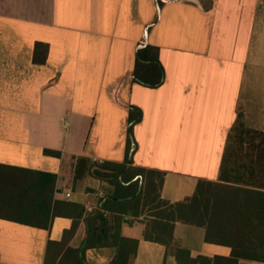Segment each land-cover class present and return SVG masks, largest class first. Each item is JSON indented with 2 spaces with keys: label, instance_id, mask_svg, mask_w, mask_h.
<instances>
[{
  "label": "crops",
  "instance_id": "1",
  "mask_svg": "<svg viewBox=\"0 0 264 264\" xmlns=\"http://www.w3.org/2000/svg\"><path fill=\"white\" fill-rule=\"evenodd\" d=\"M35 43L47 45L43 64ZM238 118L264 133V0H0V264H111L116 234L137 241L127 264H176L170 247L143 238L157 181L127 177L134 169L162 174L159 198L189 199L198 222L220 223L217 235L233 216V232H259L256 188L219 179ZM229 187L248 190L247 213L202 210L203 196ZM38 194L49 198L47 229L9 219L33 213ZM204 235L173 223L190 257L229 255Z\"/></svg>",
  "mask_w": 264,
  "mask_h": 264
},
{
  "label": "trees",
  "instance_id": "2",
  "mask_svg": "<svg viewBox=\"0 0 264 264\" xmlns=\"http://www.w3.org/2000/svg\"><path fill=\"white\" fill-rule=\"evenodd\" d=\"M47 53V45L42 43H35L33 50L32 61L36 64H43L45 61ZM139 58V57H137ZM136 112L129 109V119L130 121L135 120ZM246 145V149H242L243 145ZM236 145V146H235ZM130 147L129 140L127 141V149ZM240 151V152H239ZM238 157L236 162L233 164L231 162L232 157ZM102 169H106L107 165H103ZM114 178L116 179L119 174L124 172V166L116 165L114 168ZM97 172V171H95ZM99 177H104L102 173H96ZM137 175H146L148 178L155 177L156 185L152 186L151 194L154 192L155 196L152 199L153 207L150 209V216L153 221H150L149 227H146L143 238L147 241L158 242L164 245L166 248L170 247L173 251V255L176 264H237L238 260H250L260 263H264V133L248 129L244 126L240 118L236 121L227 139L224 154L222 156V162L219 171V179L223 182L242 184L244 186H251L256 188L257 191H253L258 200L255 202V212L260 214V231L252 234L249 233H236L233 232V226L236 224V218L233 216L230 221H227L230 227L229 231L217 235L214 233L215 225L220 223L216 221H209L206 223L198 222L197 217L193 216L190 211L189 199H186L178 203H169L168 201L161 200L159 198V190L162 184V174L153 173L151 171L143 170H130L127 172V177ZM52 179L54 183L55 177L51 175H46ZM125 179V178H124ZM110 185L115 186L113 181L109 182ZM201 183L198 184V187ZM199 189V188H198ZM197 188L194 194V198L197 196ZM248 191V190H247ZM237 187H229V190L220 193L212 192L208 193L209 197L203 196L202 210H205V204L209 205L212 213H225L224 208L228 213H247L248 208L251 209V198H247L246 194H241V192L247 193ZM115 196V195H114ZM193 198V199H194ZM48 199V201H47ZM46 202L44 196L39 198L37 195V206L33 213H7L11 217L10 220L22 224H27L32 227L47 229L48 228V218H50L51 213L49 210V198L47 197ZM105 199V195L100 201ZM140 197H135L133 202L137 205L139 204ZM193 199L190 200L193 202ZM149 201L143 200V205H147ZM198 210H199V202ZM196 208V207H195ZM101 213H105V208L102 203ZM196 211V209H195ZM5 214V213H4ZM137 216L138 213H132ZM164 220L162 223L159 220ZM175 221H179L184 224H190L195 226H203L205 229L204 241L213 244H222L230 247V253L227 257H205L196 256L194 258L190 257L188 250L180 248L172 238V226ZM245 224L247 219H242ZM227 226V225H226ZM75 226L68 231L71 233ZM64 233L63 236H65ZM114 244L117 248V253L111 264H127L130 255H134L136 250L137 241L122 238L119 235H115ZM60 249L56 252L54 258L59 256Z\"/></svg>",
  "mask_w": 264,
  "mask_h": 264
},
{
  "label": "built area",
  "instance_id": "3",
  "mask_svg": "<svg viewBox=\"0 0 264 264\" xmlns=\"http://www.w3.org/2000/svg\"><path fill=\"white\" fill-rule=\"evenodd\" d=\"M120 87H121V83L120 82H117V83H115V85L113 86V88H112V90H111V98H112V100L114 101V102H116L117 104H121V102L119 101V98H118V94H119V90H120ZM65 126H66V124H65ZM95 162H97L95 159H93ZM70 196V194L69 193H66L65 194V197L66 198H68ZM97 196H98V198L99 199H102L103 197H104V194L103 193H101V192H99L98 194H97ZM93 209H94V207H92V206H90V205H88V204H86L85 206H84V211H85V213H90V212H92L93 211ZM125 219L127 218V217H124Z\"/></svg>",
  "mask_w": 264,
  "mask_h": 264
},
{
  "label": "rangeland",
  "instance_id": "4",
  "mask_svg": "<svg viewBox=\"0 0 264 264\" xmlns=\"http://www.w3.org/2000/svg\"><path fill=\"white\" fill-rule=\"evenodd\" d=\"M230 134V133H229ZM229 136V135H228ZM236 146V145H235ZM247 148V146L244 144L243 146H242V149H246ZM240 152V151H239ZM238 157L236 156H234V157H232V159H231V162H233V164L236 162V159H237Z\"/></svg>",
  "mask_w": 264,
  "mask_h": 264
}]
</instances>
